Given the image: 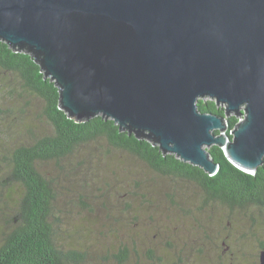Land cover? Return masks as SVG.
<instances>
[{
	"label": "water",
	"instance_id": "1",
	"mask_svg": "<svg viewBox=\"0 0 264 264\" xmlns=\"http://www.w3.org/2000/svg\"><path fill=\"white\" fill-rule=\"evenodd\" d=\"M0 40L34 55L75 121L146 133L208 175L213 145L244 172L263 164L264 0H0ZM203 98L241 118L231 138Z\"/></svg>",
	"mask_w": 264,
	"mask_h": 264
},
{
	"label": "rangeland",
	"instance_id": "2",
	"mask_svg": "<svg viewBox=\"0 0 264 264\" xmlns=\"http://www.w3.org/2000/svg\"><path fill=\"white\" fill-rule=\"evenodd\" d=\"M42 107L0 73V245L23 193L4 158L49 131ZM36 168L52 189L55 243L83 264H258L264 208L229 209L103 139Z\"/></svg>",
	"mask_w": 264,
	"mask_h": 264
},
{
	"label": "trees",
	"instance_id": "3",
	"mask_svg": "<svg viewBox=\"0 0 264 264\" xmlns=\"http://www.w3.org/2000/svg\"><path fill=\"white\" fill-rule=\"evenodd\" d=\"M0 73L12 76L22 91L42 102V117L50 128L41 137L17 144L7 159L4 158L10 168L9 178L22 187L23 193L16 213L9 218L13 226L4 233L0 245V264H83L80 252L64 250L55 243L50 221L54 197L36 163L62 160L79 146L97 139L135 157L155 173L192 182L211 200L229 209L264 208V158L255 172L247 173L235 167L223 150L213 145L207 150L218 170L208 175L173 154L164 155L146 133L136 135L120 130L112 120L101 115L88 121L69 118L59 108V89L55 82L45 78L37 59L25 48H13L0 40ZM196 110L225 117V133L231 138L230 132L239 122L237 115L226 116L225 106L208 98L199 99ZM258 247L260 250L264 243L259 242Z\"/></svg>",
	"mask_w": 264,
	"mask_h": 264
},
{
	"label": "built area",
	"instance_id": "4",
	"mask_svg": "<svg viewBox=\"0 0 264 264\" xmlns=\"http://www.w3.org/2000/svg\"><path fill=\"white\" fill-rule=\"evenodd\" d=\"M208 99H210V98H208ZM214 100V99H213ZM215 101V100H214ZM216 102V101H215ZM221 106H224V105H222V104H220ZM241 120V118L239 117V121Z\"/></svg>",
	"mask_w": 264,
	"mask_h": 264
},
{
	"label": "bare ground",
	"instance_id": "5",
	"mask_svg": "<svg viewBox=\"0 0 264 264\" xmlns=\"http://www.w3.org/2000/svg\"><path fill=\"white\" fill-rule=\"evenodd\" d=\"M213 100V99H212ZM218 105H220V104H218Z\"/></svg>",
	"mask_w": 264,
	"mask_h": 264
}]
</instances>
